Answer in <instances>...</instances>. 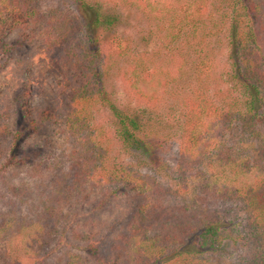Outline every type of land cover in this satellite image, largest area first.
Wrapping results in <instances>:
<instances>
[{"label": "trees", "instance_id": "1", "mask_svg": "<svg viewBox=\"0 0 264 264\" xmlns=\"http://www.w3.org/2000/svg\"><path fill=\"white\" fill-rule=\"evenodd\" d=\"M68 1L82 17L87 40L61 38L42 47L38 55L48 63L46 71L60 80L52 102L37 107L26 62H32L30 44L50 30L54 18L40 12L32 0H0V57H7L0 63V173L26 166L32 176V161L22 163L18 154L43 130L48 146L56 130L71 150V166L63 178L52 176L45 182L42 194L52 204L45 203L39 214L40 229L30 240V250L8 264H45L64 245L66 231L59 232L57 223L69 214L63 211L66 205L72 208L76 191L104 186H122L129 193L112 220L95 218L89 228L79 226L80 251L89 255L85 263L201 264L199 256L222 252L224 241H244L254 249L250 262L242 259L245 264H264V143L254 159L242 158L234 146H222L238 121L253 125L264 119V0H112L113 5ZM118 7L134 8L156 23L155 32H149H154L155 53L148 52V46L133 48L132 39L122 37ZM222 29L228 69L217 76L211 39ZM3 73H9L11 84L1 80ZM116 75L128 103L117 104L108 83ZM163 95L172 99L170 115L177 125L172 129H177L179 141L172 207L163 204L168 191L136 167L117 165L115 154L123 149L154 163L162 140L150 123L157 120L154 111ZM102 107L114 120L112 135L95 125V111ZM250 127L243 124L244 131ZM204 174L212 182H205L204 188L214 198L238 205L250 229L244 224L238 233L225 210L212 215L183 203L197 187L195 178ZM163 212L171 220L161 223L157 235L146 236L149 223L162 220Z\"/></svg>", "mask_w": 264, "mask_h": 264}, {"label": "rangeland", "instance_id": "2", "mask_svg": "<svg viewBox=\"0 0 264 264\" xmlns=\"http://www.w3.org/2000/svg\"><path fill=\"white\" fill-rule=\"evenodd\" d=\"M101 1L106 5H113L112 0ZM32 2L49 19L54 18V23L50 30L44 31L42 36L38 35L35 37L32 44H30L32 46L30 50L32 62H29L28 59L26 62L28 74L32 81V89L35 92L33 105L43 107L52 102L53 93L58 88L57 84L60 76L46 71L48 63L38 53L43 46L52 45L57 39L61 38L69 42L86 41L88 30H86L76 6L68 0H32ZM222 7L226 8L225 5H222ZM117 10L122 14L121 24L118 28V32H120L122 37L131 38L133 48L137 47L143 50L148 46V52L155 53L157 45L156 39L152 38V34L155 32L156 23L142 18L134 8H119ZM225 12H229V10H225ZM151 29L154 31L152 34L149 33ZM223 30L220 32L221 34L211 39V50L214 53L212 57L214 58L217 76H221L228 69L225 61L228 48L225 47L226 40ZM147 42L148 45L146 44ZM6 60V56L0 57V63ZM120 65L123 67L125 63ZM117 75L113 76V78L110 76L108 83L112 92L116 93L117 104H125L128 103V99L122 91ZM1 80L4 83L8 81L9 84L13 82L9 73L1 74ZM156 106L154 115L161 124L157 120H153V123L151 122L150 124L152 130L162 141L158 142L156 156L152 158L154 163L144 162L142 158L135 157L123 149H116V161L117 165L136 167L140 173L151 176L158 185L168 191L163 204L166 207H172V186L177 184L175 166L179 156V141L177 136H175L177 129H172V125L176 127L177 125L175 120L172 119V115H170L172 112V99L170 100L168 96L163 95L162 100H159ZM245 121L235 123V132L232 135H228L222 146H226L225 149L234 146L232 147L233 151L238 153L239 156L241 155L242 158L254 159L257 156L256 151L259 146L264 143V119H257V121L252 123L253 125ZM243 124H247L248 127L251 126L252 130L246 129L244 131ZM95 125L112 135L115 127L114 120L107 108L102 107L95 111ZM45 136L46 132L44 130L41 131L38 136L40 138L32 142V145L20 150L18 154V159L22 163L26 164L32 161V176L28 175L26 166L7 167L4 173H0V264H8L11 258L23 259L26 250H30L32 246V241L30 242V240L34 236L35 231L40 229L39 214L42 212L45 203L50 206L52 204L47 202L46 193L45 195L42 194L46 187L45 182L52 176L62 179V172L70 169L71 158L69 156L71 155V150L67 148L68 145L58 139L56 130L51 135V144L49 146L45 143ZM220 153L223 154V151L221 150ZM208 169L207 167V171H209ZM200 170L203 171V168ZM205 170L206 166L204 167ZM195 179H199L196 182L197 187L183 198V203L192 206L193 209H197L199 212L205 211L212 215L221 214L225 210V213H229L227 216L233 222L236 231L238 233L239 231L241 232L246 218L242 209L238 208V205H232L227 203V201L214 198L210 192L211 190L204 188L205 182L212 183L209 180V175L204 174V177ZM16 188L21 190V192H17ZM116 190L117 194L113 195ZM127 193H129L127 189L122 186L119 189L104 186L77 190L74 194L77 199L75 202H71L72 208H69L68 205L64 208L63 213L69 214L65 218L63 216L60 217L57 223L59 232L66 231L64 245L62 244L59 250L45 264H88L85 263V259L89 255L84 256V253H81L80 249L83 243L76 238L79 226L83 228L88 224L86 228H89L90 221L95 218L112 220L116 212L123 208L122 202L127 198ZM84 196L88 197L89 200H85ZM169 212L171 214V211ZM161 213L162 211L160 210L159 214ZM163 214L162 220L157 221L156 218L149 223L150 226L145 231L146 234L144 233L146 236L157 235L158 232L163 230L161 223L171 220L168 219L171 215H166L164 212ZM73 216H76V218H73ZM69 223L70 225L66 228L65 226ZM245 226L249 228L247 224ZM245 231H248V229ZM144 234L142 237L138 235L132 244L139 239L142 240ZM188 240V242L192 241L191 238ZM57 241L58 239H55L53 245H56ZM159 242L157 241L156 245ZM65 243L69 245H65ZM223 246L222 252L201 255L198 261H202L203 264H239L241 262L245 264L242 259L250 262L251 254L253 255L254 253L252 244L250 251V247L245 246L244 241L242 243L224 241ZM170 251H172V248L168 249V252ZM141 263L145 264L143 261Z\"/></svg>", "mask_w": 264, "mask_h": 264}]
</instances>
